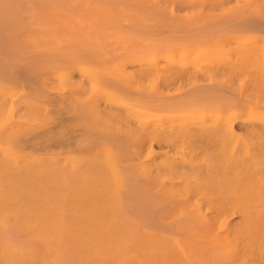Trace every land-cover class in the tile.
<instances>
[{
	"label": "bare ground",
	"instance_id": "bare-ground-1",
	"mask_svg": "<svg viewBox=\"0 0 264 264\" xmlns=\"http://www.w3.org/2000/svg\"><path fill=\"white\" fill-rule=\"evenodd\" d=\"M27 1L37 2L45 13L39 8L41 12L37 15L35 10L40 22L34 29L39 34L29 38L31 54L13 55L12 47L0 45L4 46L0 47V87L18 85L22 89L16 95L0 96V110H5L0 118V139L14 148H22L23 142L38 138L37 144L42 147L69 144L83 149L99 140L118 145L120 161L129 163L119 169L107 165L106 169L115 187L112 192L120 197L115 203L120 210L136 217L133 206L152 214L156 203L144 199L140 182L132 171L136 165L130 163L155 159L156 153L151 149L155 138L141 146L138 139L150 132L161 134L158 140L165 143L184 138L189 151L171 158L166 167L183 174L175 185L185 191L178 200V212L183 216L182 222L188 220L191 224L185 232L186 244L196 247L189 249L214 261L209 264H233L237 259L241 264L247 261L264 264V221H258L264 218V191H235L231 194L233 199L216 196L214 192V106L219 109L232 101L222 95V87L214 84L211 60L202 63L198 58L195 63L191 59L194 66L199 60L203 64L200 67L176 62V56L180 58L186 52L192 55L196 49H204V55L214 54L232 44L264 52V0ZM116 2L122 3L112 5ZM129 7L135 11L128 10ZM40 14L54 17L51 29H48L51 22L42 21ZM245 30L252 34L238 40L236 33ZM223 31L227 32L224 36ZM25 47L24 50L28 46ZM46 73L60 87L59 93L47 88V81L42 78ZM165 89L169 92H162ZM75 90L86 94L85 98L75 99ZM36 91L47 93L53 112L62 114L50 125L29 131L27 138L19 131L29 123L24 121L26 115L39 109L31 96ZM162 111L168 115L165 122L159 114ZM70 112L80 122L67 123ZM261 123L246 126L240 122L238 127L253 131ZM63 124L66 126L62 133H51ZM104 124H113L117 129L112 126L110 130ZM69 168L60 160H27L7 149L0 150V171L10 173H0V184L13 193L8 192L13 202L0 199L1 240L11 241L14 232L9 224L13 220L38 219L59 228L73 221V204L57 188L59 183L63 184ZM18 171L34 173L36 178L46 175L44 178L48 180L37 182L39 188H33L39 198L27 196L30 187ZM93 173L94 170L86 167L77 172L79 178L88 181ZM116 174H123L122 179H117ZM228 200L233 203L231 211L219 216L218 221L214 201L222 204ZM255 200L259 206L251 204ZM7 227L12 230L11 235ZM15 245L11 246L22 247ZM60 256L58 264L67 262L65 256L63 259ZM185 261L193 264L189 258Z\"/></svg>",
	"mask_w": 264,
	"mask_h": 264
},
{
	"label": "rangeland",
	"instance_id": "rangeland-1",
	"mask_svg": "<svg viewBox=\"0 0 264 264\" xmlns=\"http://www.w3.org/2000/svg\"><path fill=\"white\" fill-rule=\"evenodd\" d=\"M121 3L116 2L112 5L117 6ZM39 8L44 14L43 8L35 1L0 0V45L5 43L8 48L12 47L10 49H12L13 55L31 54L29 50L32 44L29 43V38H35L39 34V31L34 29V27H38L40 22L39 16L37 17L41 12L38 10ZM127 9L132 12L135 11L132 7ZM166 9L168 10V8ZM41 14L42 21L51 22L48 25V29H51L54 17ZM226 33L221 32L222 36ZM251 34L247 30L240 31L236 33V38L245 40ZM24 44L29 49L25 47L26 50H24ZM198 51L196 49V54L192 52V55L190 52V56L186 52L180 55L181 59L178 55L176 57L179 59L177 58L176 62L192 65L193 60L196 63L198 58L202 60V63H205L206 60L208 63L211 60L214 65V84L222 87V95L229 97L232 101L230 105L222 106L223 108L219 107L218 109L214 106L215 195L224 198L231 196L233 199L231 194L235 191L258 190L263 192L264 101L262 104L259 101L264 100V52H262L263 50H250L246 46L236 44H232L230 47H221L220 52H215V55L207 52L204 55L203 53L206 51L204 49L203 51L201 49V52ZM197 53L200 54L197 55ZM31 59L28 61L30 62ZM199 60L196 64L198 67L203 65ZM42 78L47 81L46 85L50 91L60 92L57 83H52V75L46 73L42 75ZM224 86L226 87L224 88ZM248 87L250 88L248 89ZM21 90L18 85H5L0 87V96L16 95L15 93ZM162 92L169 91L165 89ZM31 96L34 106L39 109L37 111L34 109L26 115L28 117L24 121L29 123L26 128L23 127L19 131L27 138L29 136L26 134L29 131H37L50 125L55 117L62 114L61 111L53 112L54 107L49 103L47 93L36 91L31 93ZM74 96L75 99L82 100L86 94L75 90ZM235 99L236 103L234 102ZM3 113H5L4 109L0 112V118H3ZM159 114L162 122H165V117L168 116L167 112L162 111ZM67 115L69 119L66 122L70 125L80 122L75 121L73 112L67 113ZM80 120L82 121V118ZM240 122L246 126L261 122L262 125L258 130L250 131L246 128L243 129V127L239 128ZM64 125L52 129L51 133L53 135L62 133ZM104 125L110 130H112V126L116 128L113 124L112 126ZM147 134L138 139V143L141 146L144 145L145 141L147 144L155 138L151 147L152 151L156 153L155 159L150 162L134 160L130 163L136 165L132 171L136 173L134 175L140 182L144 199H152L156 203L152 214L143 213L133 206L134 212L137 213L136 217L123 212L115 203V200L120 199V197L116 192H112L115 187L112 185V179L106 169L107 165L119 169L120 166L129 163L120 161L122 154L118 145L115 146L108 141L101 142L99 140V142L83 149L69 144L42 147L37 144V141H40L38 138L23 142L22 148H14L0 139V150L7 149L20 156L21 159L60 160L62 164H68L70 167L67 171L68 174L64 178L63 184L59 183L57 188L61 192L63 191L73 204L72 215H75L72 217L73 221L71 223L69 221L64 228L38 219L27 222L11 221L9 225L14 232H12L11 237L15 240L13 241L11 238L14 243H10V240H1L0 237V264H58L60 254L63 258L66 257L64 260L68 262L63 264H186V258L203 264L214 262L207 259L206 256L199 257V254L189 249L190 245L186 244L185 232L189 230L191 224L188 220L182 222L183 216L178 212L180 206L178 200L181 199L182 195L184 196L185 191L182 186L175 185L183 174L175 173V170L169 171L166 167L171 158L180 157L183 151H189L190 147L187 140L179 137L165 143L164 140H158L161 134L151 132ZM84 167L94 170L89 181L79 178L80 176L77 174ZM18 172L22 174V179L27 183V187H30L27 189V196L39 198V195L34 193L35 189L33 188L35 186L37 189L39 188L40 183L37 182L48 180L44 178L46 175L44 174L42 178H36L34 173ZM0 173L10 174L5 171H0ZM116 176L117 179H122L123 174H116ZM77 177L78 181H76ZM51 182L55 184L53 179ZM7 188L6 185L0 184V199L13 202L9 198V193H13ZM45 200L47 203L50 202V199ZM232 204L230 200L222 204L214 201V214H217L218 221L221 220L219 216L231 211ZM251 204L260 205L256 200ZM217 206H220L219 209H216ZM216 218L214 221L217 220ZM214 221L209 220L208 222H212L214 225ZM258 221H264V218ZM186 223L187 225L184 226ZM7 229L9 228L7 227ZM8 231L7 233L11 235L12 230ZM10 235H8L9 238ZM9 244L13 246L18 244L19 247L22 246L20 247L22 249L18 246L14 248ZM190 247L195 248L196 246ZM62 257L61 259H63ZM193 261L192 263L196 264ZM233 264H241V261L237 259ZM246 264L255 263L247 261Z\"/></svg>",
	"mask_w": 264,
	"mask_h": 264
}]
</instances>
